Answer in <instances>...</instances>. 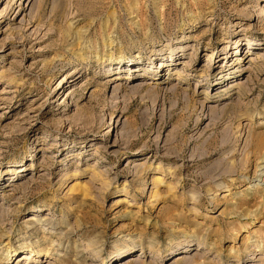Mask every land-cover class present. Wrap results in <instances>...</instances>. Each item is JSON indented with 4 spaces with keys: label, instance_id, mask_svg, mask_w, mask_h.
Instances as JSON below:
<instances>
[{
    "label": "rangeland",
    "instance_id": "374dc122",
    "mask_svg": "<svg viewBox=\"0 0 264 264\" xmlns=\"http://www.w3.org/2000/svg\"><path fill=\"white\" fill-rule=\"evenodd\" d=\"M0 264H264V0H0Z\"/></svg>",
    "mask_w": 264,
    "mask_h": 264
},
{
    "label": "bare ground",
    "instance_id": "6f19581e",
    "mask_svg": "<svg viewBox=\"0 0 264 264\" xmlns=\"http://www.w3.org/2000/svg\"><path fill=\"white\" fill-rule=\"evenodd\" d=\"M9 7V6H8ZM22 11H23V9H22ZM237 50V49H236ZM174 53V50L173 51H171V55ZM174 60H175V57H174ZM161 65V64H160ZM159 65V66H160ZM13 173H16V169L13 171ZM154 180H155V183L157 184L158 182H159V178H154ZM151 192H154L155 193V191H152L151 190ZM4 198V197H3ZM7 242H5V244H6ZM4 244V245H5ZM52 244V243H51ZM40 250L41 249H39V250H35V252H33L34 254H39V252H40ZM49 250V249H48ZM31 253H32V250H30V252H28V253H25V254H23V256H21V260H27V259H32L33 258V256H31ZM52 253V252H51ZM44 254H45V256H49L50 255V252H48L47 250L44 252ZM44 258V257H43ZM20 260V261H21ZM35 260V259H34Z\"/></svg>",
    "mask_w": 264,
    "mask_h": 264
}]
</instances>
